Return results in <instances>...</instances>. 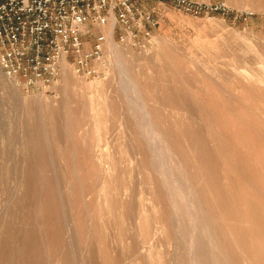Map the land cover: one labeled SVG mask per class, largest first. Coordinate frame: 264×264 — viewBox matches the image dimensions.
<instances>
[{"label":"rangeland","instance_id":"1","mask_svg":"<svg viewBox=\"0 0 264 264\" xmlns=\"http://www.w3.org/2000/svg\"><path fill=\"white\" fill-rule=\"evenodd\" d=\"M197 1L206 7L200 17L161 11L155 49L145 56L119 52L113 72L106 78L83 79L68 68L73 82L88 87L86 97L80 101L85 108L78 112L77 118L81 124L80 139L48 142L46 154L50 166L45 171L33 155L26 153L24 136L37 124L39 106L58 105L62 97L58 91L64 82L57 88L37 91L9 79L0 66V264L8 261L22 264L18 241L32 226L40 234L45 262H56L49 249L51 239L43 234L42 223L34 225L28 220L43 219L42 214L35 212L47 196L48 187L39 186L43 181L52 185L53 193L48 194L58 217L53 216L51 221L62 224L70 264H159L165 251L157 243L160 237L155 236V243L150 244L155 245L151 253L141 249L139 237L140 216H147L151 222L161 216L160 207L154 203L155 182L160 179L155 169L168 165L170 153L159 141L166 139L169 130L178 135L187 128L201 127L199 117L181 104L162 103L163 87H171L172 91L189 88L172 73V67L164 59L165 51L172 50L186 61L191 76L206 75L223 90L231 89L232 94L239 93V84L255 82L254 85L264 87V8L260 7L264 0ZM126 78L133 80L132 86L124 83ZM201 88L204 86L198 85L195 93ZM157 108L165 119L154 125L146 115ZM131 116L143 120L140 127ZM141 132L146 134L143 140L149 141L150 150L146 146L141 152L136 147L134 138ZM200 132L213 154L211 164L222 176L216 131L212 128L209 135L201 127ZM90 142L95 150L92 162L97 174L90 172L85 151ZM184 147L186 156L179 162L188 179L194 181L195 190L203 191L205 184L193 179L200 167L196 151L187 141ZM64 151L68 152V158L61 154ZM28 162L33 164L34 178L22 187L20 180L29 168ZM10 228L17 238V247L9 256L14 244L7 237ZM169 250L172 255V245Z\"/></svg>","mask_w":264,"mask_h":264},{"label":"bare ground","instance_id":"2","mask_svg":"<svg viewBox=\"0 0 264 264\" xmlns=\"http://www.w3.org/2000/svg\"><path fill=\"white\" fill-rule=\"evenodd\" d=\"M260 7L264 8V2ZM119 52L123 51L114 50V62L119 58ZM164 59L172 67L175 77L189 88L186 91H172L171 87H163L162 103L173 106L181 104L199 117L201 127L206 128L209 135L212 128L216 131L219 138L216 147L220 149L217 150L221 153L223 174L220 176L219 169L211 164L213 154L200 132L201 127L194 130L187 128L178 135H174L171 130L166 132V139H160L159 142L170 153L167 157L169 162L160 170L155 169L160 179L155 182L154 203L160 207L161 216L154 222L147 216H140L141 249L151 253L155 245L150 244L155 243V236H159L157 243L165 248L159 264H264V87L254 85L255 82L239 84V93L232 94L231 89L223 90L206 75L191 76L188 63L174 51H165ZM68 68L63 75L64 86L58 91L62 96L58 105H38L40 109L35 117L37 124L32 132L24 136L26 153L28 156L33 155L44 171L50 166L46 154L48 142H63L70 137L80 139L78 131L81 124H78L77 118L78 112L85 108L80 101L86 97L88 87L73 82ZM124 83L132 86L133 80L126 78ZM198 85L204 88L195 93ZM195 96L197 100L193 98ZM135 117L131 116V119L140 127L143 120ZM146 118L154 125L163 123L165 119L160 108L153 109ZM63 119H66L64 123ZM145 135L141 132L134 138L141 152L146 146L150 150L149 141L143 140ZM185 141L196 151L195 158L200 167L193 179L205 184L203 191L195 190L194 181L188 179L186 169L179 162L180 158L186 156ZM194 143L197 145L191 147ZM85 151L91 166L90 172L97 174L92 162L95 150L91 142ZM61 154L68 158V152ZM28 166L20 180L22 187L34 178L33 164L28 162ZM39 186L48 187L45 191L47 196L35 211L42 214L43 219L38 222L35 217H29L28 220L31 219L34 225L42 223L43 234L51 239L49 249L56 260L54 264H70L61 228V209L58 221L61 226L51 221L53 216L58 217L52 196L48 194L53 193L52 185L43 181ZM48 226H52L50 231H47ZM9 230L7 237L14 243L10 247V256L14 247H17V238L12 228ZM22 237V241H18L22 264H47L37 228L29 227ZM171 245L174 248L172 255L169 254ZM6 264L12 263L8 261Z\"/></svg>","mask_w":264,"mask_h":264},{"label":"built area","instance_id":"3","mask_svg":"<svg viewBox=\"0 0 264 264\" xmlns=\"http://www.w3.org/2000/svg\"><path fill=\"white\" fill-rule=\"evenodd\" d=\"M205 10L197 0H0V66L37 91L59 87L66 67L83 79L106 78L114 50L155 49L161 11Z\"/></svg>","mask_w":264,"mask_h":264}]
</instances>
